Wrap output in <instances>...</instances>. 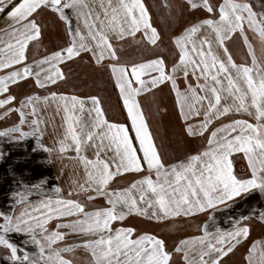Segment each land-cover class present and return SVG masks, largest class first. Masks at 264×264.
Masks as SVG:
<instances>
[{"label": "snow or ice", "instance_id": "1", "mask_svg": "<svg viewBox=\"0 0 264 264\" xmlns=\"http://www.w3.org/2000/svg\"><path fill=\"white\" fill-rule=\"evenodd\" d=\"M162 7L170 15L206 13L171 38L177 50L171 63L162 55L121 60L117 44L136 41L138 34L152 46L162 41L144 0H0V14L6 11L10 21L0 30L8 37L0 39V119L13 112L19 117L18 123L0 129V137L14 142L33 137L32 151L49 155L74 149L85 173L67 198L59 195V187L54 189L57 198L46 195L42 178L28 186L21 182L25 190L13 192L10 211H0V264H227L249 237L252 216L244 215L234 219L231 230L210 231L205 222L202 234L179 239L171 248L158 235L113 226L131 216L156 221L193 217L228 208L252 192L264 195V5L257 12L250 0H182L175 6L163 0ZM44 13L62 23L65 45L26 63L30 43L42 40ZM234 38L245 51L240 62L228 46ZM84 55L109 72L130 128L107 118L98 95L69 96L50 89L66 79L58 65ZM33 77L34 85L48 94L17 101L11 88ZM161 86L174 95L182 134L203 142L201 149L173 162L158 150L140 100L155 98ZM50 100L58 102L56 112H63L67 125L56 141L58 149L42 142L49 121L39 114V105L42 101L47 107ZM25 124L28 131L22 130ZM88 149L94 158L82 154ZM234 153L243 154L247 175L235 174ZM125 174L136 178L122 186ZM32 195L41 198L33 202ZM81 195L87 201L103 198L106 206L88 210ZM257 218L264 223V211ZM245 259L264 264V242H253Z\"/></svg>", "mask_w": 264, "mask_h": 264}, {"label": "crops", "instance_id": "2", "mask_svg": "<svg viewBox=\"0 0 264 264\" xmlns=\"http://www.w3.org/2000/svg\"><path fill=\"white\" fill-rule=\"evenodd\" d=\"M96 2L98 3L99 0H96ZM13 3H15V0H13ZM144 3L150 10L154 26H156L158 31L161 33V28L168 24L166 23V20H168V16L170 15L169 10L162 7L163 0H144ZM10 7L11 5H9V8L6 9V11L10 10ZM6 11L5 13L0 14V30H3L10 23V21L6 18ZM186 16L187 14L185 17ZM172 17L173 16H171L170 19ZM40 19L45 25L44 34L40 43H30L27 50L28 60L26 63H31L34 58L38 59L65 45V33L62 23L47 13L42 14ZM169 26V29H171L170 24ZM170 33L173 35L172 32ZM179 33L180 32L178 31L175 35ZM0 39L6 40L8 37L0 33ZM166 40V46L164 44V46H161L159 42L157 46H152L147 44L146 41L142 42L140 40L135 48L134 46L129 47V44L122 46L117 44V47L120 49L119 55L122 62H139L142 59L153 58L155 55H162L169 63H171L173 58H171L172 55L170 56L166 52V48L173 46L172 49H175V47L172 43V39H168V41ZM161 47L163 48L161 49ZM176 52L177 50L175 49V56ZM93 66H96L94 61L89 62V57L87 55L82 56V58H74L70 61H64L59 64L58 67L64 72L66 79L58 81L57 85L50 86V89L52 91H56L57 93H63L69 96L77 95L80 97H86L89 95H98L101 98L102 106L106 110V113H108V115L114 114L113 118L110 116H107V118L112 122L124 123L130 128L131 122L127 118V111L124 109L123 102L119 98L118 89H115L114 87V81L110 79L109 72L107 70L103 71V69L98 66L94 69L96 71L93 70L90 72V68ZM87 70L88 73H86ZM0 74H3V72H0ZM80 82L82 86L78 87ZM23 83L26 90H20L19 93L18 91L14 93L19 99L33 93L40 96L48 94V92L44 89H39L34 85V77L23 81ZM179 83L181 87H183L182 79ZM140 100L146 112L150 130L154 134L158 150L161 152L165 161L173 162L176 159H183L186 155L193 154L197 150L201 149L203 144L202 141L192 140L182 134L181 125L183 122L178 119V113L174 104V95L170 94L168 87L161 86V91L156 93L155 98L152 96H142ZM57 103L58 102H52L50 100L47 107L44 106L42 101L39 105V114L45 120L49 121L42 137V142L47 147L56 149H58L56 141L65 134L67 128V125L64 124L62 119L63 112L61 111L60 114H57L56 112ZM164 109H167V111H164ZM84 118L87 119L86 114ZM28 119L30 120L31 117H28ZM42 127L44 126L42 125ZM22 130L28 131V124H25V126L23 125ZM130 135L134 137V132H130ZM12 142L14 143V146L20 147L21 150L22 148L25 149L24 152H26L29 157V160L26 163L35 162L39 165V168L34 167L36 172L38 169L41 173L37 177L43 178L45 175L44 169L47 170L48 174H46L45 177L52 180L51 184L53 185V190L45 194L52 196L53 199L57 198V194L54 192L56 187L61 189V193L59 195L67 198L68 192L72 191L75 193L74 181H84V167L78 160L74 149H69L68 152L63 155H61L58 151H54L51 155H49L42 150H37L36 152L32 151L36 144L33 137H28L20 142ZM11 145L12 143L10 140L7 143L5 139L4 141L0 140V152L4 153V159L0 160V179H9L11 177L12 156L9 151ZM82 154H86L89 158H94L92 149H88L86 153ZM233 160L235 174L238 176L247 175V162L243 158V154L234 153ZM133 178H136L135 174H125V177L120 181V184L124 186ZM44 186L45 184L43 187ZM10 189L14 191L25 190L22 189L19 184L14 188L12 186ZM33 196L35 197H30L33 202L41 198L36 195ZM72 198L77 197L73 195ZM78 199L86 204L88 210L106 206L103 198L87 201L85 197L81 195ZM252 205H254L253 208H251ZM7 210L10 211V208ZM253 210L258 212L250 213V211ZM16 211H19V206H16ZM259 211H264V195H261L258 191H256L246 196L235 198V203H232L228 208L218 206L215 211L209 209L203 213H197L193 217H179L174 220L156 221L148 220L144 217L131 216L126 218L123 222H115L113 226H133L138 232H147L158 235L165 239L168 246L171 248L172 245L175 242H178L179 239L202 234V228L205 222L209 223L210 231H214L216 227L231 230L234 219H238L242 215L252 216V219L250 220V235L247 240L243 241L238 247H243V244L246 245L249 241L250 244L247 247H243V250H234V252L227 258V264H240L236 260L241 258L246 261L245 257L247 255V249L253 242H264V223L257 218L260 213ZM209 215L214 216V221H208ZM50 226L54 227L55 221H52ZM255 228L257 229L255 230ZM77 256L84 259L83 253L78 252Z\"/></svg>", "mask_w": 264, "mask_h": 264}, {"label": "rangeland", "instance_id": "3", "mask_svg": "<svg viewBox=\"0 0 264 264\" xmlns=\"http://www.w3.org/2000/svg\"><path fill=\"white\" fill-rule=\"evenodd\" d=\"M212 2L213 3H217V2H219V0H212ZM169 3H171L173 6H175V5L181 4L182 0H169ZM251 3L254 6V10L259 12V11L262 10L261 9V5H264V0H251ZM186 14H187V16L185 17ZM205 15H206V13H204L202 10L199 11V12H191V13L187 12V11H184L182 13L171 15V16H173L171 19H170L171 16L169 15L168 16V20H166V23H168V24H166V26L162 27L163 29L161 28L162 41L159 42V43L161 44V46H164L165 45V40L167 39L166 41H168V39H171L173 36H175V34L178 31L180 32V30H182L183 25H185L189 21H192V20L196 19L197 17H203ZM156 22H157V20H156ZM156 24H158V23H156ZM169 24L171 25V29H169V27H170ZM170 32H172L173 35H171ZM139 41H140V37L137 36V40L136 41H130L128 43L129 47L130 46H134V48H135ZM166 45H167V43H166ZM228 46L231 49V51L233 52L237 62H240V61L244 60L245 51L241 47V41H240L239 38H234L228 44ZM162 48L163 47H161V49ZM172 48H173V46H170L169 48H166V52L170 56L172 55L171 58H174L175 57V49H172ZM131 56H132V54H131ZM95 67H97V66H93L92 68H90V72H92L95 69ZM88 70H89V68H88ZM88 70L86 71V73H88ZM94 71H96V70H94ZM103 71H105V70L103 69ZM23 84L24 83L22 81V82L19 83L18 86H13L12 89H11L12 92L15 93V92L18 91V93H19L20 90L25 91L26 90L25 89V85H23ZM81 86H82V84L80 82L78 84V87H81ZM78 87H77V89H78ZM17 101H19V98H17ZM17 106H18V104H17ZM161 114H163V113H161ZM107 116H110V117L113 118L114 114L108 115V113H107ZM18 120H19L18 114L16 112H13V113L10 114V116L8 118L0 119V129H3L5 127H9V126H11V125H13L15 123H18ZM0 138H1L0 140H3V141L5 139L6 143L9 142V139L7 137H0ZM11 143H12V145H11V148L9 149L10 154L12 156V159H11L12 160V164H11V168L12 169H11V173H10L11 177L9 179L8 178L0 179V211H2V212H8L7 209H9V204L12 203V201L10 200V197L12 196V194L14 192V190L10 189L12 186L14 188V187L18 186V184L21 185V182H23V184L25 186H28V185H31L33 183H37L41 179V178L37 177V176H39L41 174L40 171L37 169V172H36V170L34 168V167L39 168V165H37L35 162L26 163V162H28L29 157L26 154V152H24L25 149L22 148V150H21L20 147L14 146L13 145L14 143L12 141H11ZM6 154H7V152H6ZM46 172H47V170L44 169L45 175L43 176L42 179L44 181H46L45 186L43 187L44 188V192L48 193L49 191L53 190L52 189L53 185L51 184L52 180L50 178L45 177L46 174H48V172L47 173ZM25 177H27V178H25ZM31 197H35V196L32 195ZM253 207H254V205L251 206V208H253ZM256 212H258V211H256V210L250 211V213H256ZM256 229L257 228H255V230ZM11 238L14 241H17V242L20 239L16 235H12ZM249 244H250V241L247 242L246 245L243 244V247H247ZM243 247L242 246L238 247L237 250H239V251L243 250ZM29 250L31 251L32 249L29 248ZM0 255H2V252H0ZM236 261L238 263H240V264H247L246 261L241 259V258L237 259Z\"/></svg>", "mask_w": 264, "mask_h": 264}, {"label": "trees", "instance_id": "4", "mask_svg": "<svg viewBox=\"0 0 264 264\" xmlns=\"http://www.w3.org/2000/svg\"><path fill=\"white\" fill-rule=\"evenodd\" d=\"M250 2H251V0H250Z\"/></svg>", "mask_w": 264, "mask_h": 264}]
</instances>
